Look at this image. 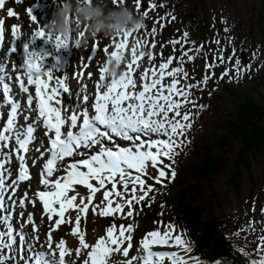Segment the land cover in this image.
Here are the masks:
<instances>
[{"label":"snow or ice","instance_id":"snow-or-ice-1","mask_svg":"<svg viewBox=\"0 0 264 264\" xmlns=\"http://www.w3.org/2000/svg\"><path fill=\"white\" fill-rule=\"evenodd\" d=\"M5 2L0 0V9L5 7ZM140 7V0H136L137 12ZM156 7L155 3L148 5L150 10ZM28 14L35 21L30 8ZM7 15L12 17L15 13L8 9ZM142 15L147 18L149 11H143ZM3 25L4 21L0 19V41L4 40ZM144 27L143 24L138 30ZM163 27L160 24V28ZM16 31L14 27L9 55L15 52L14 43L20 38ZM148 34L155 37L157 28L153 27ZM34 35L40 38L45 33L36 30ZM130 35H122L123 38L112 45V50L109 47L102 49L106 60L99 66L94 102L88 103L89 96L85 89H80L82 103L70 110L59 100L61 94L68 91L67 77L42 72V58L29 51L27 46L25 63L20 65L27 80L15 77L19 90L27 94L23 105L12 93V86L4 76L7 65L0 58V104L7 109L6 113L0 112V264H8L13 250L18 253L17 261L23 260L24 264H74L73 260L66 259L73 255L76 264H207L199 257L188 255L192 251L191 242L185 238L186 233H177L172 223L158 221L160 227L139 239L136 254L131 256L136 224L117 226L113 221L95 241L87 239L86 227L82 228V221L86 224L90 210L100 217L128 219L134 217L136 205H141L142 210V202L147 200L150 207L155 202V196H150V193L158 190L144 177L161 186H166V180L171 182L175 179L176 149L182 146L181 137L192 126L190 113L181 109L192 104L203 110V105H197L191 99L192 90L206 86L212 78L208 70L215 67L206 63V74L202 80L188 83L189 73L184 65L194 61L203 46L184 49L183 43L188 37L185 32L182 39L170 41L174 51L176 45H181L178 58L169 56L158 66L145 69L134 77L136 69L141 67L139 61L146 56L151 61L154 57L151 51L143 50L148 47L146 40L137 39L129 49ZM56 44L57 47H66L68 41L58 37ZM151 48L155 49L156 44L152 43ZM98 50L101 49L93 47L89 59L94 58ZM126 52L130 56L126 71L119 79L107 76V63L119 59L122 53L126 55ZM217 59L221 63L225 61L223 55ZM174 60L178 66H173ZM240 66L241 60L236 59L238 75ZM223 75H228V72ZM166 78H171L170 82H166ZM30 86H34V93ZM40 127L47 137V146L38 157L42 161L38 187L34 191L25 190L22 196L16 197L20 185L33 179L31 167L35 166L37 158H30L29 153ZM117 139L128 142V146H120ZM29 159H32V165ZM13 163L15 168L9 167ZM149 167L156 171V176H149ZM77 186L87 191L80 192ZM97 193H102V199L94 203ZM37 202L42 206L41 219L46 217L49 222L45 234L48 251L43 248L35 250L39 234L30 236L22 230L31 224L33 232L39 233L34 213L28 212L26 216L24 211L18 213L19 219L23 220L19 229L12 223L17 208L26 210L28 205L35 208ZM63 225L69 226L70 234L78 240L74 250L66 246L62 237L56 240L55 245L53 243V233ZM237 251L246 258L247 264H264V236L260 238L256 257L243 247ZM214 264H221V261Z\"/></svg>","mask_w":264,"mask_h":264},{"label":"rangeland","instance_id":"rangeland-1","mask_svg":"<svg viewBox=\"0 0 264 264\" xmlns=\"http://www.w3.org/2000/svg\"><path fill=\"white\" fill-rule=\"evenodd\" d=\"M140 1L141 7L139 12L136 10V0H116L115 3L111 0V3L113 5L127 3L129 6L133 7L139 15H142L143 11H149V16L147 18L144 17L145 27L137 30L138 32L136 31L138 33V39L148 42V47L147 49L145 48L146 52L151 51L154 54L153 57H158L159 59H164L166 55H173L175 52L176 55H174V57L178 58L181 55V45H176V50L174 51L170 41L172 39H182L183 34L186 32L188 33V37L187 42L183 43L184 49H194L203 46L202 50L196 54V59L184 65L189 73L188 83H197L202 80L203 76L206 74V63L215 65L213 69L208 70L210 74H212V78L208 81L207 85H201L200 88H194L192 90L193 94L191 99L195 101L197 105H203V110L199 107H194L192 104H188L181 109L182 112L187 111L190 113L192 124L191 128L186 131L185 136L181 137L183 140L182 146L176 149L178 154L175 156V160H182L188 155H191L193 150L203 144V141H206L210 136L216 133L222 116L225 115L223 117H226V113L232 112L233 110V103L230 99H226L222 102L223 114L220 115V111H215L214 114V110H211L213 99L211 101L209 98L211 88L219 85L222 81H232L233 83L239 82L241 86L247 90L252 79H258V77L264 75V15L260 12L259 0ZM8 2V5H13L17 11L18 9L21 11L25 6L28 9L30 8L35 18L40 17L41 21L38 23L45 26L46 23L42 22V20L44 21V19L50 15L51 21L53 19V12L57 7V0H20L19 3H17V0H10ZM150 3H155L157 7L150 10L148 8ZM160 5H163V7ZM22 14L25 15L26 11H22L21 15ZM172 16L175 17L174 20ZM25 17L23 16L24 19ZM28 19L29 18L26 17L27 21ZM157 20H159V23H156ZM11 22L20 25V20L18 18L11 19ZM160 24L164 25L162 29L160 28ZM153 27L157 28L155 37L148 34ZM28 28L29 27L26 28L25 33H27ZM43 29L45 30V28ZM225 29H227V31H225ZM136 32L129 37L132 43L135 42L134 35ZM47 33L50 34V29ZM114 39L115 37L110 39L96 38L91 40L86 47H80L79 49L82 51V54L87 57L89 52L92 51L94 43L100 42L101 40L105 42L101 44L100 53L97 54V62L100 61L101 65L103 60L106 59L102 49L114 42ZM217 41H219V43H216ZM152 43L156 44L155 49L151 48ZM233 50H235L234 56ZM76 52H78V50H76ZM241 54L243 55V59ZM220 55L225 57L223 63L217 59ZM156 58L148 61L149 68L158 64L159 61ZM128 59H130V56ZM236 59L241 60L239 75L235 68ZM173 66H178L176 60H174ZM93 67L95 68L94 70H97L96 64L95 66L93 65ZM226 71L228 75H223ZM90 90L91 88L89 87V91ZM212 95L215 98V93ZM254 96L257 101L264 105V95L263 97ZM77 98L79 97L77 96ZM215 99L218 100L217 98ZM120 146H122V143H120ZM235 147L236 145L231 148V151H219L218 154L221 158H227L235 153ZM165 163H168V161H165ZM228 164L229 158L212 180L211 185L205 184L203 194L205 211L216 218L223 234L228 240L232 241L236 246L245 248L253 257H256V249L260 243V238L264 236V164L261 159L258 157L256 158L252 164V181L249 182L245 179L241 184L239 193L235 195L230 194L225 183ZM9 167L14 168L12 164L9 165ZM148 173L149 176L152 177L157 175L156 171L151 167L148 168ZM35 176L34 179L37 178V176ZM144 179H146L149 185H155L154 180L148 177H144ZM34 183L36 184V182ZM220 187L223 193L225 192V196L222 192L220 193ZM25 190L31 191L28 187H20L19 191L16 193V197L22 196ZM32 191H34V189ZM136 207H138V205L135 206V209ZM32 210L36 215H39V207L32 208ZM126 211L127 209H125V212ZM16 213L17 215L13 217L12 223L14 227L19 229L23 221L20 222L19 220V211H16ZM117 220L125 224L136 221L138 225L134 234L137 240L141 239L148 231L159 228L160 224L157 223L158 221H163L164 224L172 223L176 226L177 233H186V229L183 225L176 218H170L169 214L152 216L147 222H142L139 218L134 220H132V218ZM110 221L111 219H103V217L99 215L90 213L87 226L93 224L95 228L89 231L93 232V237H99V234L104 233L105 226L111 225L109 223ZM83 224H85V222H83ZM30 232L31 228L27 230V234ZM63 232H68V229L66 228ZM237 233L239 235H237ZM72 242L75 244L70 249L74 250L76 248L75 246L78 245L77 238H72ZM133 243L138 244V241H133ZM16 255H18V253L13 250L11 253L12 259L8 264H24L23 260L17 261Z\"/></svg>","mask_w":264,"mask_h":264},{"label":"trees","instance_id":"trees-1","mask_svg":"<svg viewBox=\"0 0 264 264\" xmlns=\"http://www.w3.org/2000/svg\"><path fill=\"white\" fill-rule=\"evenodd\" d=\"M259 2L264 15V0ZM248 87L245 90L239 83L223 82L215 88L213 93L218 100L210 96V100L213 99L211 110L220 111L222 115V102L230 99L234 105L232 112L222 116L216 133L178 163L175 179L168 188L151 194L155 202L143 212V221L159 211L176 218L186 229L192 254L207 264L217 260L221 264H247L246 258L237 251L240 246L228 240L216 218L205 211L203 194L205 184L211 185L228 158L225 183L231 195L239 193L245 179L252 181V164L257 157L264 164V105L254 96L264 95V75L254 78ZM234 145V154L227 158L219 156V151H231ZM221 192L226 195L220 187Z\"/></svg>","mask_w":264,"mask_h":264},{"label":"clouds","instance_id":"clouds-1","mask_svg":"<svg viewBox=\"0 0 264 264\" xmlns=\"http://www.w3.org/2000/svg\"><path fill=\"white\" fill-rule=\"evenodd\" d=\"M143 24V15L137 14L127 3L113 5L111 0H57L50 21V34L55 39L72 40L75 47H86L96 38L134 34ZM128 62V56L122 53L119 59L107 63L106 75L119 79Z\"/></svg>","mask_w":264,"mask_h":264},{"label":"bare ground","instance_id":"bare-ground-1","mask_svg":"<svg viewBox=\"0 0 264 264\" xmlns=\"http://www.w3.org/2000/svg\"><path fill=\"white\" fill-rule=\"evenodd\" d=\"M3 27H4V35H5V24L3 25ZM38 28H39V30H43L44 33L47 30L46 27H42V26H39ZM43 28H45V30ZM32 37L36 38L35 35L32 36ZM32 37H30V38H32ZM122 38H123L122 36H119L117 38V40L119 41ZM39 39H42V44H41L42 48H45V50H46V59L49 61V66H50L49 72H52L53 75L56 76V77H67V81L66 82H67L68 91L62 93V95H61V99L63 100L62 103L65 102L67 105L70 106L71 109L76 107L79 104L78 102L76 103V101L78 99L77 98V92L79 93L78 97H81V99H82V96H83V94L80 92V89H82V87H84L83 84H82V81H81V79L84 76V73H82L81 71H79V72L76 71V73H78L76 79L79 78L80 80H79V82H76V80H75V83L73 84V82L71 80L72 75H71V71H70V64H71V62L74 59L73 50L71 48L72 40H70L68 42L66 47H57V44L52 41L50 36H48V35L46 36V34L43 37H40ZM39 39L37 38V41ZM128 43H129V38H128ZM24 44H23V42H21V48L25 47ZM130 47L131 46H130V43H129V49H130ZM54 55H58V58L56 60H54V58H52ZM126 55H127V52H126ZM10 58L16 63V58H15L14 55H10ZM128 58H129V56H128ZM95 61H96V57L94 59V63H95ZM148 64H149V62L145 63V61H144V67L147 68V69L149 68ZM81 67H84V64H82ZM138 69H136L135 74L137 73ZM97 71H99V64L98 63H97ZM98 74H99V72H97V75ZM92 78H93V84L92 83L91 84L94 87V86H96V83L98 82V78L99 77L96 78L95 76H92ZM94 78H96L95 81H94ZM51 83L52 82H50V84ZM77 89H79V90L77 91ZM86 94L88 95L87 92H86ZM91 98H93V97H91ZM35 136H36V139L40 138L39 129H37V131L35 133ZM118 144H120V143H118ZM126 146H128V142L122 143V147H126ZM31 163H32V161H31ZM31 172H32V174L34 176L36 175L38 177V175H37V173L35 171V166L31 167ZM33 181L36 182L35 185L38 186V183H37L38 179L37 178L36 179L33 178ZM77 190L80 191V192H86L87 191L82 186H78ZM46 222H47V218L45 217V221L42 223V225H39V228L41 227L40 230L44 229V226H45ZM60 230H61V228L58 230V232ZM58 232L53 233L54 236H57L59 234ZM130 256H131V254H130Z\"/></svg>","mask_w":264,"mask_h":264}]
</instances>
